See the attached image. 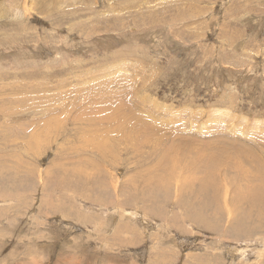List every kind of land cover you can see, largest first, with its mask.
Masks as SVG:
<instances>
[{"label": "rangeland", "instance_id": "obj_1", "mask_svg": "<svg viewBox=\"0 0 264 264\" xmlns=\"http://www.w3.org/2000/svg\"><path fill=\"white\" fill-rule=\"evenodd\" d=\"M259 166L264 0H0V264H264Z\"/></svg>", "mask_w": 264, "mask_h": 264}, {"label": "bare ground", "instance_id": "obj_2", "mask_svg": "<svg viewBox=\"0 0 264 264\" xmlns=\"http://www.w3.org/2000/svg\"><path fill=\"white\" fill-rule=\"evenodd\" d=\"M89 102H91V101H89ZM93 103V102H92ZM109 103V102H108ZM109 105V104H108ZM89 106V105H88ZM109 106H111V105H109ZM112 107V106H111ZM110 107V108H111ZM118 108V107H117ZM91 109V108H90ZM120 110V109H119ZM106 115V114H105ZM98 117V116H97ZM120 117V116H119ZM106 118H109V120H107V126H105L106 127V129H107V127H109V125L111 124V123H116V121H117V118L118 117H106ZM111 118V119H110ZM84 119V118H83ZM99 120V119H98ZM118 120H119V126H122V127H124V130H125V126H126V124L124 123V122H122V120H121V118H118ZM145 121H147V120H145ZM150 121V120H149ZM98 122V121H97ZM151 122V121H150ZM149 122V123H150ZM122 123V124H121ZM129 123H131V121L129 122ZM104 124V123H103ZM102 124V125H103ZM132 124H133V122H132ZM146 124V123H145ZM153 124V123H152ZM94 125H96V124H94ZM99 125H101V124H99ZM149 125V124H148ZM103 127H104V125H103ZM100 128V127H99ZM138 128H142L141 126H139ZM137 127H136V125L134 126H132V128L131 129H128V130H136V129H138ZM105 129V130H106ZM144 130H150V129H148V128H143ZM109 131V130H108ZM121 131V130H120ZM110 132V131H109ZM148 132V131H147ZM111 133V132H110ZM129 133V132H128ZM128 133H126V139H128L129 138V134ZM123 134V133H122ZM150 132H148V135H144L143 136V140L145 141V140H148L149 138H150ZM124 135V134H123ZM120 136H121V134H120ZM125 136V135H124ZM218 137H219V135H217ZM222 137V136H221ZM124 138V137H123ZM224 138V137H223ZM227 138V137H226ZM125 139V140H126ZM137 139H139L138 141V143H140V138H137ZM232 139H233V137H232ZM226 140V139H225ZM235 140V139H234ZM101 141V140H100ZM220 141V140H219ZM222 141V140H221ZM217 142H218V140H217ZM239 142V141H238ZM220 143V142H219ZM222 143V142H221ZM145 144V143H144ZM185 144H187V143H177L175 146H174V144L173 143H171V145L172 146H174V147H176V146H182V145H185ZM227 144H230V145H234L235 143H222V151H223V154H224V156H226L227 158H229V156H232V155H227V154H225V151H224V148L227 146ZM142 145V144H141ZM243 144H241V146H242ZM245 145V144H244ZM243 145V146H244ZM255 145V144H254ZM115 146V145H114ZM139 146L140 145H138V148H139ZM256 146V145H255ZM141 147V146H140ZM260 148V147H259ZM241 149V148H240ZM253 149V148H252ZM256 149V148H255ZM259 150V149H258ZM135 151V150H134ZM237 152V151H236ZM235 152V153H236ZM240 152V151H239ZM238 152V153H239ZM252 152V151H251ZM241 153V152H240ZM245 153V152H244ZM247 153V152H246ZM245 153V154H246ZM110 154V153H109ZM242 154V153H241ZM100 155V154H99ZM112 155V154H111ZM235 155V154H234ZM253 155V154H252ZM191 156V155H190ZM239 156V155H238ZM242 156V155H241ZM101 157H103V153H102V156ZM107 157V156H106ZM236 158V157H235ZM250 158V157H249ZM197 159V158H196ZM252 159V158H251ZM256 159V158H255ZM197 161V160H196ZM179 162V161H178ZM185 163H183L182 162V164H183V166L184 167H187V163H186V161H184ZM176 163V162H175ZM95 166V165H94ZM154 167V166H153ZM199 167H201V166H199ZM208 166L207 165H204V167H203V172H204V175H205V182L203 183L204 184V187H203V189L201 188V187H196V189L195 190H193V191H196V192H193V191H191L192 193H197V192H203L204 191V189H205V187H207V185H208V180H207V178H208V176H210L209 175V172H211V170H213V169H209V168H207ZM234 167V166H233ZM232 167V168H233ZM148 169H150V168H148ZM147 169V170H148ZM234 169V168H233ZM259 169L261 170V171H257V173H253V176L254 177H263L264 176V170H262V168H261V166H259ZM163 171H166L167 173V177L170 179V180H172L173 179V172H174V170L172 169V168H169V170L165 167V168H163L162 169ZM221 170V169H220ZM80 170L78 169V172H79ZM84 171V170H83ZM82 171V172H83ZM154 171H155V168H152V169H150L149 171H145L146 173H147V176H146V178H145V187H147L148 185H150L152 188H157L158 186H162L161 184H160V182H159V177H158V175H157V173H154ZM193 171H198V167L197 166H195L194 168H193ZM72 172H74V171H72ZM212 173H215V172H212ZM145 174V173H144ZM240 175H242V173H239ZM73 175V174H72ZM237 175H238V173H237ZM144 178V177H143ZM258 179H262V178H258ZM155 181H157V182H155ZM163 181H165V180H163ZM153 182H154V184H153ZM187 183H188V181H187ZM166 184H169V183H166ZM212 184V183H211ZM165 185V184H164ZM186 185V184H185ZM188 185V184H187ZM149 186V187H150ZM189 186V185H188ZM213 186V185H212ZM181 187H184V186H182V183H181ZM180 187V188H181ZM190 187V186H189ZM189 187H188V189H189ZM192 187V186H191ZM186 188V187H185ZM216 188H220V187H216ZM256 188H258V189H256ZM187 188H186V190H188ZM251 189L252 190H255L254 191V193H253V195H252V198L253 199H255V202H257V198H259V197H263V198H260L259 199V201L257 202V203H259V204H263L264 203V181L263 182H260V183H256L255 185H252L251 186ZM178 190V189H177ZM188 192V191H187ZM185 196V195H184ZM253 204V201H249V205H252ZM262 206V205H261ZM260 206V207H261ZM260 209H262V208H260ZM262 211V210H261ZM263 213V212H262ZM261 213V214H262Z\"/></svg>", "mask_w": 264, "mask_h": 264}, {"label": "crops", "instance_id": "obj_3", "mask_svg": "<svg viewBox=\"0 0 264 264\" xmlns=\"http://www.w3.org/2000/svg\"><path fill=\"white\" fill-rule=\"evenodd\" d=\"M215 198L212 197V199H208L207 201H204V203H211L213 202ZM258 199V198H257ZM256 199V200H257ZM255 200V199H254ZM203 203V204H204ZM257 203V202H256ZM205 205V204H204ZM253 205V204H252ZM167 239V242L162 240L161 242H164L163 244L165 245L166 243H169L168 241L170 240V236H167L165 237ZM146 244V243H145ZM163 244H159L157 245V248L155 249V254L158 255L157 258H155L153 256V261L156 263V264H174L177 262V260H179V255H181V252L178 251L177 249H174L172 246H169V247H160L161 245ZM160 247V248H159ZM147 251V250H145ZM148 252V251H147ZM184 255V254H183ZM187 260V256L185 255V257ZM181 261H183V259ZM182 263V262H181ZM102 264H106V261ZM184 264V263H183Z\"/></svg>", "mask_w": 264, "mask_h": 264}]
</instances>
